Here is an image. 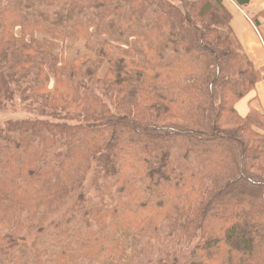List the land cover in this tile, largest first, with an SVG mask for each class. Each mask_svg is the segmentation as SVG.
<instances>
[{
  "label": "trees",
  "instance_id": "1",
  "mask_svg": "<svg viewBox=\"0 0 264 264\" xmlns=\"http://www.w3.org/2000/svg\"><path fill=\"white\" fill-rule=\"evenodd\" d=\"M225 1L0 0V264H264V114L235 108L264 70Z\"/></svg>",
  "mask_w": 264,
  "mask_h": 264
},
{
  "label": "crops",
  "instance_id": "2",
  "mask_svg": "<svg viewBox=\"0 0 264 264\" xmlns=\"http://www.w3.org/2000/svg\"><path fill=\"white\" fill-rule=\"evenodd\" d=\"M224 5L231 16L230 27L232 33L238 41L243 53L249 58L254 69L264 70V50L259 46L256 39H254L250 23H246L245 19L242 17L243 14L251 17L255 13L263 10L264 0H252L251 3L244 8L237 7L232 0H226ZM235 108L241 117H244L250 108L264 114V78L255 86L252 92L247 94L236 104Z\"/></svg>",
  "mask_w": 264,
  "mask_h": 264
},
{
  "label": "rangeland",
  "instance_id": "3",
  "mask_svg": "<svg viewBox=\"0 0 264 264\" xmlns=\"http://www.w3.org/2000/svg\"><path fill=\"white\" fill-rule=\"evenodd\" d=\"M3 3L0 2V6H2ZM243 14V19H245V22L248 23L250 20V16ZM250 23V22H249ZM248 23V24H249ZM250 27L252 28V25L250 24ZM258 31L260 32L263 42H264V30L263 28L260 29L258 28ZM252 34L254 36V39H256V41L258 42L259 46L261 47L259 40L256 36V33L254 32V29L252 28ZM16 35H19V31H16ZM96 41H100L97 40L95 38ZM101 42V41H100ZM235 44V43H234ZM240 47V46H239ZM64 52H65V60L66 61H70L73 60L75 58H82L85 55H87L89 52L86 50L84 44L82 42H70V41H66L64 44ZM105 71V70H104ZM23 116V114L18 113V110H15L13 112H10L9 110H7L6 112H0V126L3 125L4 121L8 120L7 118H17V117H21ZM230 129H236L238 130V128L236 127V125H233L232 127H229ZM242 137L244 138L245 135L241 134ZM256 176L260 177L261 179H264V172L263 171H258L256 169H254L253 171ZM86 187H91V183L89 182L88 185ZM95 191L93 190V188L91 187V190L89 191V203L93 202V201H100L101 199L98 196H95ZM105 198V197H104ZM70 205H68L67 207H69ZM63 209L62 211H60L55 217H53L51 220L53 221L54 225L51 226L49 228V232L50 235L49 236H45V237H40L38 235H33L32 237H30V246L31 244H33L32 242L35 240H44L43 244L46 247V250L49 254V256L51 258H53L56 254L60 253L63 249V237L61 236V232L59 231V228L57 226V224L62 220V219H67V218H71L72 213H68L66 212V209ZM81 220V217L79 219L78 216H76V218L73 219L74 223V227H78L80 226L79 221ZM73 227V228H74ZM36 243V242H35Z\"/></svg>",
  "mask_w": 264,
  "mask_h": 264
},
{
  "label": "built area",
  "instance_id": "4",
  "mask_svg": "<svg viewBox=\"0 0 264 264\" xmlns=\"http://www.w3.org/2000/svg\"><path fill=\"white\" fill-rule=\"evenodd\" d=\"M249 22H250V24L252 25V28L254 29V32L256 33V36H257V38H258V40H259V43H260L262 49L264 50V42H263V39H262V36H261L260 32H259L258 29L252 24L251 21H249Z\"/></svg>",
  "mask_w": 264,
  "mask_h": 264
}]
</instances>
